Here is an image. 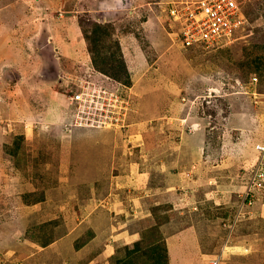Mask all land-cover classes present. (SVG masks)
I'll use <instances>...</instances> for the list:
<instances>
[{
	"label": "rangeland",
	"instance_id": "1",
	"mask_svg": "<svg viewBox=\"0 0 264 264\" xmlns=\"http://www.w3.org/2000/svg\"><path fill=\"white\" fill-rule=\"evenodd\" d=\"M193 1L0 0V264H165L181 233L192 264H264V0L215 50L178 42ZM95 23L128 85L94 70ZM86 81L111 126L65 120Z\"/></svg>",
	"mask_w": 264,
	"mask_h": 264
},
{
	"label": "built area",
	"instance_id": "2",
	"mask_svg": "<svg viewBox=\"0 0 264 264\" xmlns=\"http://www.w3.org/2000/svg\"><path fill=\"white\" fill-rule=\"evenodd\" d=\"M187 3L182 10L170 13L182 48L204 50L223 48L237 39V33L244 30L247 23L241 2L238 0H196ZM252 81L256 82L257 79L253 78ZM112 97L114 102L118 101V95L113 96L106 88L86 81L67 98L65 120H71L72 124L76 125L111 126L113 120L118 121L117 118L109 116L115 113L113 109L116 108L112 104ZM84 114L89 116L90 124H83ZM255 151L263 157L264 143L256 145ZM255 167L251 176L253 189L260 187L259 184L263 182V160H259ZM249 196L252 197L248 192L244 201H247ZM220 258L221 256H215L207 260L206 264H220Z\"/></svg>",
	"mask_w": 264,
	"mask_h": 264
},
{
	"label": "trees",
	"instance_id": "3",
	"mask_svg": "<svg viewBox=\"0 0 264 264\" xmlns=\"http://www.w3.org/2000/svg\"><path fill=\"white\" fill-rule=\"evenodd\" d=\"M106 34L107 27L98 23L93 24V28L89 35L83 31V37L87 42V51L90 54L92 66L94 70L98 71L100 74L113 79L116 82L118 81L128 85L129 73L125 62H123L122 59H119L117 62H115V59L112 58H115V56L111 54L109 55L106 52V50H109V48L103 45L105 43V38L107 37L105 36ZM112 59L114 63L111 62ZM121 79H123L125 82L119 81ZM165 264H168L167 255L165 258Z\"/></svg>",
	"mask_w": 264,
	"mask_h": 264
},
{
	"label": "crops",
	"instance_id": "4",
	"mask_svg": "<svg viewBox=\"0 0 264 264\" xmlns=\"http://www.w3.org/2000/svg\"><path fill=\"white\" fill-rule=\"evenodd\" d=\"M56 114H57V111L55 112V118H56ZM184 239H186V238H184V233L176 235L175 239H174L175 241H174V243H172V246L170 244L169 238L165 239L166 245H167V252L166 253H167V257H168V261H169L168 264H173V263L192 264V263H190V260H191V258H193L192 256L195 255V253H192V255H187L186 253H184V256H182V255H176V253L173 252V250L175 252L180 251L181 247L184 244ZM188 239L189 238H187L185 240L186 242L184 245H190ZM172 248H173V250H172ZM171 252L173 253V255H171ZM194 252H196V250ZM105 253H106L107 257L112 256L114 254L113 247L110 246L107 250H105Z\"/></svg>",
	"mask_w": 264,
	"mask_h": 264
}]
</instances>
